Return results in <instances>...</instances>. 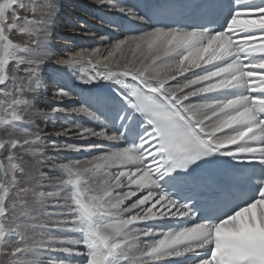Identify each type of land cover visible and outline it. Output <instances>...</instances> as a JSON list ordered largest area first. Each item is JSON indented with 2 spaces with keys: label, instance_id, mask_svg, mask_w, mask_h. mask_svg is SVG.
Listing matches in <instances>:
<instances>
[{
  "label": "snow or ice",
  "instance_id": "obj_1",
  "mask_svg": "<svg viewBox=\"0 0 264 264\" xmlns=\"http://www.w3.org/2000/svg\"><path fill=\"white\" fill-rule=\"evenodd\" d=\"M98 3L150 30L60 55V0H0V264H264V0Z\"/></svg>",
  "mask_w": 264,
  "mask_h": 264
},
{
  "label": "bare ground",
  "instance_id": "obj_2",
  "mask_svg": "<svg viewBox=\"0 0 264 264\" xmlns=\"http://www.w3.org/2000/svg\"><path fill=\"white\" fill-rule=\"evenodd\" d=\"M118 5L126 7H134L135 4L130 0H115ZM62 10L59 19L54 26L55 40L54 50L60 55H65L72 51H80L82 49H91L100 47L104 49L103 55L107 56L109 45L114 44L119 39H124L129 35H138L142 31H148L145 25L140 22H133L118 10H112L107 3H98V0H60ZM128 25V26H127ZM137 26H142V31L135 30L133 34L128 31ZM75 28V31L71 29ZM106 37L101 40L100 37ZM132 53L125 47L123 53H117V56L130 57ZM139 56V52L137 53ZM121 63L124 62L122 59ZM159 63V62H158ZM162 75H175L172 70L160 69ZM190 75V73H185ZM45 80L50 81L49 87L52 84L59 83L60 85L70 89L73 93L72 99H65L64 101H54L51 91L41 92L40 104L46 106L49 104L59 103L64 107L79 106L78 102L81 95H87V89L91 87L82 85L75 76L71 75L66 70H59L55 66H50L45 70ZM177 81H183V76H177L176 80H171V84ZM105 82L101 81L98 84L97 90L107 91L103 87ZM81 123L88 126H95L93 122L86 117L75 116L66 117L63 113H57L54 121L40 122V128L45 131L49 139H55L61 145L65 143L83 144L85 141L78 139L74 135L67 137H56L55 132L62 130L63 126ZM4 133L0 131V137H4ZM92 142L109 144L107 141H97L96 138H91ZM98 154L97 151L92 153L87 151L75 152L71 150L61 151L56 154L58 162H65L68 159H83L90 155ZM174 220L158 221L165 227H170Z\"/></svg>",
  "mask_w": 264,
  "mask_h": 264
},
{
  "label": "rangeland",
  "instance_id": "obj_3",
  "mask_svg": "<svg viewBox=\"0 0 264 264\" xmlns=\"http://www.w3.org/2000/svg\"><path fill=\"white\" fill-rule=\"evenodd\" d=\"M132 55V54H131ZM131 55H130V57H131ZM126 57V56H125ZM1 138V137H0Z\"/></svg>",
  "mask_w": 264,
  "mask_h": 264
}]
</instances>
